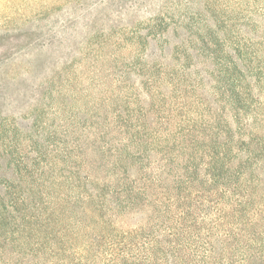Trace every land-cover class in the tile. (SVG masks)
Returning <instances> with one entry per match:
<instances>
[{"label": "trees", "instance_id": "obj_1", "mask_svg": "<svg viewBox=\"0 0 264 264\" xmlns=\"http://www.w3.org/2000/svg\"><path fill=\"white\" fill-rule=\"evenodd\" d=\"M170 31L138 41L158 54ZM211 34L138 72L133 109L99 89L78 139L99 162L79 156L67 193L28 184L38 213L27 205L23 225L0 232V264H264V30ZM198 52L208 63L188 85Z\"/></svg>", "mask_w": 264, "mask_h": 264}, {"label": "rangeland", "instance_id": "obj_2", "mask_svg": "<svg viewBox=\"0 0 264 264\" xmlns=\"http://www.w3.org/2000/svg\"><path fill=\"white\" fill-rule=\"evenodd\" d=\"M154 15L163 18L152 31ZM166 27L171 43L163 47L165 39L159 40L158 54L150 40L138 41ZM227 27L258 37L264 0H0V219L6 225L0 232L23 225L25 206L38 213L39 199L25 198L28 184L67 193L79 156L99 162L98 148L78 139L98 111L100 88L124 93L125 107L133 109L138 72L174 58L182 42L200 45L205 35ZM207 63L202 52L191 57L188 85L201 77L195 80V68ZM114 108L109 119L115 113L126 121L127 113Z\"/></svg>", "mask_w": 264, "mask_h": 264}]
</instances>
